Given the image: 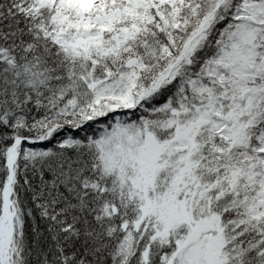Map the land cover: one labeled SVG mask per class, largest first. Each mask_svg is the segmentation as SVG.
<instances>
[{"label":"snow or ice","instance_id":"obj_1","mask_svg":"<svg viewBox=\"0 0 264 264\" xmlns=\"http://www.w3.org/2000/svg\"><path fill=\"white\" fill-rule=\"evenodd\" d=\"M0 264H264V0H0Z\"/></svg>","mask_w":264,"mask_h":264}]
</instances>
